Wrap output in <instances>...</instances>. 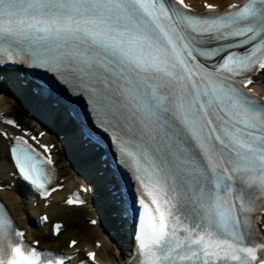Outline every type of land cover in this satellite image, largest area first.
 <instances>
[{
    "label": "snow or ice",
    "instance_id": "1",
    "mask_svg": "<svg viewBox=\"0 0 264 264\" xmlns=\"http://www.w3.org/2000/svg\"><path fill=\"white\" fill-rule=\"evenodd\" d=\"M174 3L190 11L184 0ZM34 42L107 103L109 125L120 130L114 142L141 162L133 264H213L214 258L264 264L257 256L264 243L245 246L253 234L240 217L254 203L246 188L264 196V103L235 87L236 77L264 70V0L213 17L187 15L169 0H0V66L24 64L14 53ZM253 82L243 81L245 87ZM14 140L15 166L46 196L45 158L23 137ZM185 208L191 211L179 215ZM11 227L0 217V234ZM15 235L20 242L9 244L0 264L71 258L41 253L23 243V232Z\"/></svg>",
    "mask_w": 264,
    "mask_h": 264
},
{
    "label": "bare ground",
    "instance_id": "2",
    "mask_svg": "<svg viewBox=\"0 0 264 264\" xmlns=\"http://www.w3.org/2000/svg\"><path fill=\"white\" fill-rule=\"evenodd\" d=\"M192 3H196L198 0H191ZM210 3L216 5H224L230 1L234 0H206ZM261 83L258 85V90L264 93V75H261ZM0 112L5 114L12 115L15 119L23 122L27 125L26 121H29L24 115L23 109L14 101L9 100L7 97L2 96L0 94ZM48 141L54 140L53 137L49 135H44ZM2 151V147L0 145V152ZM56 160L58 164V172L59 176L63 179V184L66 182H73L72 175L69 174V169L65 163V160L61 158V154L59 151L56 152ZM3 162V156H0V166ZM4 170L0 172V180H3L2 173ZM65 191V188L57 192L61 194ZM3 196L5 203L11 212V214L17 219L18 222H24L31 219L39 210H42L43 206L37 203L35 206H31L29 202V196L25 193H19L18 191L11 190H3L0 192ZM56 196V195H55ZM60 196V195H59ZM48 211V215L53 218H62L65 222V230L62 235L58 236L55 240L58 244H63V238L67 236H74L78 239L77 246L81 245H90L92 246L93 240H99L101 242L100 247L97 249V254L101 258H106L108 262H116L120 259L121 250L117 249V246L107 239V237L99 230L97 226H86L84 219H80V213L77 214V211L68 210L66 208L60 207L56 208L52 205L46 208ZM79 220V221H78ZM76 221L77 224H74ZM34 234V235H33ZM26 235L29 237L39 236L35 230L29 228L26 232ZM40 235V238H45L46 235Z\"/></svg>",
    "mask_w": 264,
    "mask_h": 264
}]
</instances>
